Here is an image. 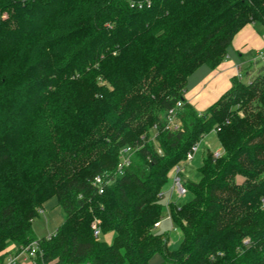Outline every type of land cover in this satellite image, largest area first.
<instances>
[{
	"label": "trees",
	"instance_id": "16d2710c",
	"mask_svg": "<svg viewBox=\"0 0 264 264\" xmlns=\"http://www.w3.org/2000/svg\"><path fill=\"white\" fill-rule=\"evenodd\" d=\"M251 23L264 25V0H0V258L38 241L36 264H264V71L235 77L206 113L185 98ZM180 101L181 128L168 131ZM214 131L224 154L204 158L189 203L170 205L182 236L171 250L155 232L160 195ZM53 197L66 219L37 240Z\"/></svg>",
	"mask_w": 264,
	"mask_h": 264
},
{
	"label": "crops",
	"instance_id": "0c3cea01",
	"mask_svg": "<svg viewBox=\"0 0 264 264\" xmlns=\"http://www.w3.org/2000/svg\"><path fill=\"white\" fill-rule=\"evenodd\" d=\"M263 48L264 25L253 23L246 25L239 33L235 35L232 44L228 49L225 60L216 69H211L208 66H202L189 77L187 82V92L185 95L187 103H189L198 113H206L224 94H226L232 89L234 85V78L237 75L238 69L242 70V68H244L243 65H246L247 63H252L254 61L256 52L262 50ZM246 74L248 78L252 76L249 71H247ZM171 188L172 185L168 192L162 191L160 203H162L161 198L170 195L169 204L175 205L171 201L175 196L174 194H172ZM54 198L57 199V197H53L44 204V206L40 210V214L41 212H47L46 207L51 206L52 200ZM59 206L61 205L59 204ZM168 209V206L167 208H164V215L161 220V225L160 227L155 228V232L158 234H163L166 237L170 238L169 246L171 249L172 243L179 241L180 245L182 236L176 229L174 223L166 219ZM58 217L59 219H62L61 222H58L57 219L54 221L49 220V224L53 225V230L56 229V231L66 219L60 214L58 215ZM165 223L169 225L168 228H170V230H168V232H162ZM171 230L174 233H172ZM18 251L19 247L17 245H11L7 249L5 257L2 259L0 258V264H7L8 259L15 256ZM16 264H35V262L33 260H28L24 257H21L19 258ZM150 264L172 263L167 262L162 255L157 254L151 259Z\"/></svg>",
	"mask_w": 264,
	"mask_h": 264
},
{
	"label": "rangeland",
	"instance_id": "374dc122",
	"mask_svg": "<svg viewBox=\"0 0 264 264\" xmlns=\"http://www.w3.org/2000/svg\"><path fill=\"white\" fill-rule=\"evenodd\" d=\"M263 66H264V63L254 62V61L252 63H247L246 65H243L244 68H242V72H243L242 81L245 83L249 82L252 78L258 75L259 71L262 70ZM247 71H249L250 74L252 75L250 78L247 77V74H246ZM218 150H222V147L220 145V142L217 138L216 133L211 132L200 142L199 151L195 155L193 161L185 165V169L182 174L183 180L188 181V182H193V183L199 182L201 180L200 169L203 165L204 158H206L209 155V153L215 152ZM172 179H173V174H170L169 183L164 187L163 192H168V190L170 189L172 185ZM238 181L241 182L242 179L238 178ZM192 199H193V194L189 192L185 198L179 199L176 196H174L171 201L178 208H181L183 205L189 203ZM169 200H170V195H167L166 197L161 198V202H162L161 204L163 205L164 208H167L168 204L170 203ZM46 208H47V212L45 213L41 212L39 216L40 218H37L34 221V226H33L34 235L37 240L50 238L56 232V229L53 230L54 228L53 225L49 224V220L54 221L57 219L58 222L59 221L61 222L62 219H59L58 217L59 214L62 217L66 218L65 212L63 208L59 206L57 199L54 198L52 200L51 206H47ZM63 223L58 228H60L63 225ZM168 227L169 225L165 223L162 229V232H165V231L168 232V230H170V228ZM114 238H115V234L113 232L107 233V234L101 233V235L99 236V240L102 242H106L107 244H113ZM178 248H179V241L171 244V250H176Z\"/></svg>",
	"mask_w": 264,
	"mask_h": 264
},
{
	"label": "built area",
	"instance_id": "2783aa9c",
	"mask_svg": "<svg viewBox=\"0 0 264 264\" xmlns=\"http://www.w3.org/2000/svg\"><path fill=\"white\" fill-rule=\"evenodd\" d=\"M254 62L264 63V48L262 50H259L256 52ZM262 69L264 71V66ZM236 77L239 80H242V78H243L242 70L238 69ZM183 105H184V103L180 101L173 108H171L167 111V113L165 114V129L166 130L173 131V132L180 130L182 123H181V120L179 118V111L183 107ZM216 132L217 131H214V133H216ZM205 137H203V139ZM199 144H200V142L195 144L191 148V150L188 152L186 158L183 161H181L180 163H178L173 168V170L171 172V174H173L172 188H171L172 194H174L179 199L185 198L189 193V189L187 187L188 181L183 180L182 174L184 172L185 165L191 163L193 161L195 155L199 151ZM133 152H134V150L131 147H125L121 151V161L118 165V170H117L118 175H120V176L123 175L124 167H126L130 164ZM211 154H212V157L214 159H219L223 156L224 151L222 149V150H218L215 152H211ZM95 184L100 188V193H103V179L101 177L95 178ZM161 196H162V193H161L160 197ZM169 207H170V204H168V208ZM263 207H264V201H263ZM166 219L173 222L169 209H168ZM160 225H161V221H159L155 224V228L160 227ZM92 228H93L95 237L99 238V236L101 235V230L99 228L98 223L97 222L94 223ZM249 242H250L249 240H246L244 243L248 244ZM39 252H40L39 243H38V241H34L33 243H31L27 247H21L15 256L8 259L7 264H16L18 262L19 258H21V257H24L25 259H28V260H33L35 262Z\"/></svg>",
	"mask_w": 264,
	"mask_h": 264
}]
</instances>
